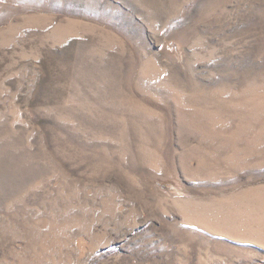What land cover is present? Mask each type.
I'll use <instances>...</instances> for the list:
<instances>
[{
    "label": "rangeland",
    "instance_id": "obj_1",
    "mask_svg": "<svg viewBox=\"0 0 264 264\" xmlns=\"http://www.w3.org/2000/svg\"><path fill=\"white\" fill-rule=\"evenodd\" d=\"M0 264H264V0H0Z\"/></svg>",
    "mask_w": 264,
    "mask_h": 264
}]
</instances>
